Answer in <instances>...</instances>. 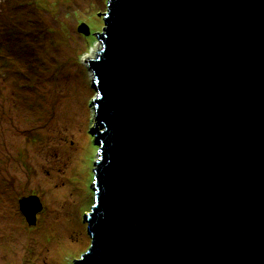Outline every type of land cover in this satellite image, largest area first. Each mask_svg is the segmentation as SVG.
Returning <instances> with one entry per match:
<instances>
[{"label":"water","instance_id":"1","mask_svg":"<svg viewBox=\"0 0 264 264\" xmlns=\"http://www.w3.org/2000/svg\"><path fill=\"white\" fill-rule=\"evenodd\" d=\"M105 3L71 264H264V0Z\"/></svg>","mask_w":264,"mask_h":264},{"label":"rangeland","instance_id":"2","mask_svg":"<svg viewBox=\"0 0 264 264\" xmlns=\"http://www.w3.org/2000/svg\"><path fill=\"white\" fill-rule=\"evenodd\" d=\"M105 9V0H0V264H71L89 246L81 214L93 204L97 145L86 133L87 61ZM31 196L40 208L28 224L18 202Z\"/></svg>","mask_w":264,"mask_h":264}]
</instances>
